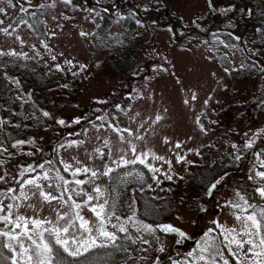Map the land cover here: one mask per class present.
I'll return each mask as SVG.
<instances>
[{
  "label": "snow or ice",
  "instance_id": "6c2138e0",
  "mask_svg": "<svg viewBox=\"0 0 264 264\" xmlns=\"http://www.w3.org/2000/svg\"><path fill=\"white\" fill-rule=\"evenodd\" d=\"M163 0H147L143 5H136V8L145 13L150 11H159V6ZM27 3L28 7L25 6ZM62 5V9L56 12V9ZM206 9L210 14L226 17L228 23L227 29L234 27V15L239 13L241 16H247L251 19L253 16L261 17L259 26L254 29V39L243 40L241 36L234 35L232 31H227V38H221L222 33L213 31L212 39L203 42L204 51L208 53L205 56L209 62L218 60L223 67L225 74L231 76L233 72L257 71L264 79V63H258L257 56L264 57V7L257 3L255 7L247 3L238 5L233 0L227 4L220 3V0H205ZM39 9L30 11V9ZM259 9V12L256 11ZM9 10L12 15H9ZM56 13L51 19L55 22V27L50 28L46 20L40 19L47 11ZM109 12V7L105 0H0V34L14 39L18 43L21 51L9 47L5 50L0 47V78H2L9 89H15L17 95L15 100H23L24 93L21 89V82L15 76H10L8 72L9 63L16 64L23 61V66L27 68L29 61H43L45 55L52 62L51 71L71 72V75L86 78L89 65L73 59H65L64 64L58 63V57L64 55L63 52L57 53L50 46L49 41L57 37V29L60 32L64 30V24L61 21L80 20L93 26V30H86L81 24L77 23L73 27L78 29L77 35L82 41L91 44L93 48H112L115 45L123 47L125 40L121 35H112L108 30L105 35H101L103 30L102 23L105 14ZM21 13L22 15H17ZM79 13V17L77 14ZM115 23L134 19L139 28H146V25L138 17L136 10H132L127 16L113 9ZM7 17V19H5ZM201 17L197 16L191 19L189 23L184 24L185 28H195L205 31L199 23ZM182 21L183 17H177ZM158 21L152 22L153 31L157 30ZM26 26L35 41L31 45L27 43L24 36L20 34V28ZM42 26V28H41ZM166 31L171 34L170 40L185 39L189 44L192 43L190 37L184 31L178 34L174 27L168 26ZM140 35L137 33L136 36ZM133 37V39L136 38ZM257 40L259 43H257ZM200 41L197 40V45ZM39 45V47H38ZM25 47L31 49L32 55L23 51ZM43 49V52H41ZM192 51V48L183 49ZM224 50V51H222ZM241 53V62L237 67L234 57ZM149 56L157 63L151 68L154 76L160 73L175 76V65L168 60L167 56H159L154 51L149 52ZM66 66V68H65ZM97 67L100 65L97 64ZM45 67H48L45 62ZM144 69L136 64L131 67L129 75L141 78ZM214 78L215 73L211 74ZM150 82L153 76H148ZM177 84L183 87V82L177 78ZM67 88L68 85H62ZM146 87V85H145ZM217 87L223 88V84L217 78ZM227 90L226 88L224 89ZM215 91V89L213 90ZM31 95V94H28ZM116 93L113 92L112 96ZM147 99L155 103L154 93L144 96L137 91V96H129L127 104H121L120 101L110 103L108 99L96 96L93 100L94 105H106L110 110L103 111L102 108H94L91 116H85L83 121L81 117L72 120L75 125L81 126V131L75 133L76 136L87 137L88 128L85 123L96 132V140L102 141V144L95 147L93 152L86 150L89 161L99 159L102 162V169L98 167H89L82 164L77 157H72L73 163L64 160L61 150L73 145L79 147L87 141L84 139L70 140L65 143H59L53 149L56 159H44L39 164L28 163L26 165L16 163L9 166L16 155L34 156L36 152H42L36 148L34 152L21 153L19 149L26 143L34 145V140H23L13 138L8 134L0 138V264H114L110 258L114 254L122 253L124 255V264H264V129H258L251 134H243V144L231 143V151L227 153V159L233 165L238 166L249 151H252L254 157L253 165L248 169L247 182L253 187L249 193L243 186L233 189L231 198L225 200L224 204L219 205L231 209L232 215L236 221L233 226L221 223L218 217H212L208 221L212 227H208L203 233L201 239L195 243L191 250L183 254L182 258H174L168 250V245L161 240L160 233L165 236H172L175 245H182L185 241L191 239L190 235L181 227L171 223H148L139 218L138 209L134 207L135 196L129 207L132 213L126 217L118 214L117 200L110 198V192H116L120 185H127L132 182L147 186L152 190V184L148 183L145 172L137 166L150 173L151 181L155 182L157 187L164 180L172 181L176 175L173 169V161L165 156L156 154L153 150L147 149L137 151V141H145L149 132L156 134L155 126L160 123L164 116L159 112L153 119L151 116L139 120L141 113L139 111L132 113V101L135 99ZM213 99L211 94L204 100V109L195 117L194 124L198 131L207 136L211 131L210 125L216 123L211 120L209 126H205L203 117L209 102ZM197 93L192 92L191 97L183 100L185 107L195 111V102ZM219 103V101H216ZM257 103L264 106V95ZM8 111L7 108L4 109ZM167 112V109H164ZM114 113H123L128 117L129 125L122 127L119 116ZM129 113H132L129 115ZM15 115V113H13ZM42 116L54 120L61 127H69L65 119H57L48 111H42ZM136 124V128L131 127ZM147 125V127H146ZM11 126L19 129L20 124H12L9 120L0 118V135L4 133L5 127ZM115 133L120 144H127V149L119 147L116 149V156H113V148L110 138L101 135L102 132ZM192 137L189 136L188 140ZM261 140L259 150L257 141ZM164 144L172 142L167 136L163 137ZM177 140L174 148L179 150L183 143ZM204 148H214V144L203 145ZM107 149V152H105ZM12 150H17L13 152ZM171 152L172 149L169 148ZM218 151V149H217ZM131 153V158L128 153ZM188 153H194L203 158V152L200 149H186L185 154L172 152L176 164H189L193 162L188 160ZM160 162L161 166H156ZM62 165V169L56 165ZM167 165L163 169L162 165ZM213 162L212 167H215ZM225 165L221 163L223 168ZM120 170H124L121 172ZM63 173H68L71 179H68ZM113 173H116L113 176ZM228 173L223 171L211 180L204 191V196L211 199L217 193L218 188L226 183ZM83 177V178H80ZM102 177H107L110 184V190L102 188L96 183ZM183 179V177H180ZM91 184L92 192L85 190L84 185ZM109 192V195H106ZM38 194L41 205L56 201L60 207H53L51 211L55 213V219L49 216H41L43 207L37 208L34 204L27 203ZM258 197L259 199H256ZM102 201V202H101ZM255 201V202H254ZM32 209L34 216H27L21 213L22 207ZM66 208L67 211L63 209ZM84 209H87L95 217V223L82 215ZM197 216L201 214L209 215V208L202 204L195 205ZM159 214L158 210L152 206H146L144 215L151 217L153 214ZM177 220H183L177 217ZM189 224H195V219H189ZM101 252L105 253V259L101 260ZM177 255L179 252L177 250Z\"/></svg>",
  "mask_w": 264,
  "mask_h": 264
},
{
  "label": "rangeland",
  "instance_id": "374dc122",
  "mask_svg": "<svg viewBox=\"0 0 264 264\" xmlns=\"http://www.w3.org/2000/svg\"><path fill=\"white\" fill-rule=\"evenodd\" d=\"M257 2L260 3L261 7H264V0H257ZM33 3H37V0H33ZM89 3H94V0H89ZM105 3L109 7V12L105 14V19L103 21H98V23H102L103 25L101 35L103 36L108 30H111L112 35H121L122 39L128 38L131 41L130 46L133 48V57L125 61L115 71L109 69L104 63V59L106 55H108V50L93 48L90 43L82 41L77 35L78 29L73 27V25L79 23L86 30H93V26L79 19L67 22L61 21V23L64 24L63 32L57 29V37L49 41L50 46L55 49V52L64 53L62 57H58L57 62L63 65L65 59L75 58V60L89 65L88 72L86 78H74L71 72L67 70H65V72L51 71L52 62L48 60L47 55H45L43 61L38 62L44 67L45 62H47L48 67H45V69L48 75L56 79L55 87L48 92L51 98L52 107H50L52 110L40 108L25 93L23 100H15L14 98L17 95L16 90L13 89L12 92H10L9 97L13 105H17L18 113L26 118L34 119L38 125L37 133L33 135L32 138L28 139L34 140L35 144L29 145L26 143L19 149V152H34L36 148L42 149V152H36L34 156H28L34 159L33 164H39L43 162L44 159H54L53 149L56 148L59 143L67 144L70 140L84 139L87 142L79 147L73 145L72 147L62 149L61 155L63 159L74 164L72 157H77L82 164L102 169V162L99 159H94L90 162L86 155V150L89 153L93 152V149L102 144V141L96 140V132L91 129L89 125L86 126L88 128L87 137L79 136L77 138H72L75 133L81 131V126L73 124L72 120L76 117H81L83 121V118L88 114V107L93 103L96 96L108 99L109 102L116 99V101H120L121 104H127V98L129 96L136 97L137 91H140L144 96H147L150 92L154 93L155 103L147 99L139 98L131 102L133 105L132 113L137 111L141 113L137 122L150 116L154 119L157 112L164 116V119L155 126V135L149 132L145 137L146 143L144 141L136 142L138 145V152L151 149L156 154L171 159L173 161L174 172L176 173V175L173 176V181L176 182L180 180V177L184 176L189 164H176L172 152L178 151L183 155L186 149H200L202 151L204 149L203 145L214 144V148H205L206 152L203 154V158L196 156L194 153H188V160L193 163L210 164L224 160L228 161L231 165V172L227 177L226 183L218 188L213 198L209 199L204 195L196 196L192 189H183L180 192L175 213L168 223L183 228V230L190 235L191 239L185 241L182 245H175L172 236H165L163 233H160V236L161 240L168 245V250L171 255L174 258H182L183 254L191 250V248L195 246V243L201 239L207 228L212 227L208 222L210 218L218 217L221 223H226L228 226L236 224L234 217L230 215L231 209L224 208L222 210L219 207V205L224 204L226 199L232 197L233 189H236V184H238V187L243 186L251 193L253 186L247 182V174L248 169L254 163V157L251 156L252 151L246 154L245 159L238 166L233 165L232 162L227 159V153L231 151V143L243 144V134L245 132L251 134L258 129H264V106L254 107V111L246 110L235 117L226 115V112L232 105L246 106L256 101L259 86L261 84L260 74L257 71H245V75L242 72H238L239 74L236 76L234 74L235 72H233L232 75L229 76L224 73L223 67L218 60L214 59L209 62L205 59L208 53L204 51L203 42L211 40L212 36L199 40V45H197V40L194 39H192L191 44H189L188 41L180 44L178 40H170L169 37L171 34L166 31V28L168 26L174 27L172 21L177 20V17H183V20L180 22L184 25L197 16L201 17L199 21L200 24L210 16H216L207 11L205 0H163L162 4L159 6V10L162 9L161 14L167 16L164 21L160 20V24L158 23L156 31H153L151 26L152 22L155 20L150 16L153 11L145 13L136 8V5H143L147 3V0H105ZM25 6L28 7L27 3H25ZM62 7L63 6L60 5L56 9V12H59ZM113 9L118 10L125 16H127L130 11L136 10L138 17L146 25V28H139L135 20L131 18L127 21H121L119 24L115 23ZM32 10L37 12L40 11L38 8L30 9V11ZM54 14L56 13L49 10L41 16L40 19L46 20L50 28L55 27V22L51 19ZM9 15H12L11 10H9ZM17 15L19 16L22 14L17 13ZM77 16L79 17V13ZM5 19H7V17H5ZM196 31H198V29H196ZM137 33H140V35L136 36ZM221 33L224 34L221 38L226 39L227 32ZM20 34L24 36L29 45L36 42L34 37L30 38L32 34L26 26L20 28ZM134 36H136L135 39H133ZM0 47H3L5 50L11 47L15 48L17 51H21L18 43L14 42L13 38L5 37L2 34H0ZM186 48H192V51H184L183 49ZM23 51L28 52L29 55L33 54L29 47H25ZM150 51L156 52L158 57L167 56L168 60L175 65V76L165 73L154 76L151 72V68L157 63V60H153L149 56ZM41 52H43V49H41ZM241 55V53H237L233 58L237 67L241 62ZM97 64L100 66L97 67ZM136 64H139L144 69L143 75L139 79L136 77L133 78L131 93L124 95L123 92L125 88L128 87L129 76H131L129 75V71L131 67ZM212 73L216 74L215 78L211 75ZM148 76H153L150 82L146 79ZM177 78L183 82V87L177 84ZM217 78L222 82L223 88L217 87ZM65 84L68 85L67 88L62 87V85ZM225 88L227 89L226 91L224 90ZM214 89L215 91H213ZM193 91L197 93L195 111H191L183 104L185 95L190 98ZM113 92L116 93L115 96H112ZM209 94L213 96V99L209 102L205 110L206 114L202 119L205 126H209L211 120L216 121V123L210 125L211 131L207 136H204L196 128L194 120L196 115L204 109L203 102L207 99ZM60 95L74 99V102L71 104H65L61 101L57 102ZM216 101H219V103H216ZM101 108H105V106ZM164 109H167V112H165ZM42 111L50 112L57 119H65L70 126L61 127L57 125L54 120L44 118L42 116ZM103 111L106 110L103 109ZM110 111L114 112V110ZM13 113H15L14 110L5 111L4 108H1L2 117L0 118L6 119L4 118L5 115H12ZM132 113H129V115ZM114 114L119 116L120 125L122 127L129 125V120L126 115L123 113ZM131 127L135 129L136 124H132ZM68 134L70 135L69 137H67ZM222 134H224V136H222ZM101 135L110 138L114 157L117 154V148L123 147L127 149L128 147L127 144H120L115 133L109 131L102 132ZM2 136L3 134L0 135V138H2ZM164 136H167L172 143L167 145L164 144L162 142ZM189 136L192 137L191 140H188ZM177 140L187 142L183 143V147L177 150L174 148V144ZM169 148L172 149L171 152ZM12 151L16 152L17 150ZM105 152H107V149H105ZM128 157L131 158L130 152L128 153ZM156 166L160 167L161 163L156 162ZM162 167L163 169H167L166 164L162 165ZM62 174L68 179H71L68 173ZM160 179L163 181V176H160ZM237 180H239L238 183H236ZM96 183L100 184L102 188L109 189V180L107 177H102L97 180ZM127 185L121 186L126 187ZM84 188L86 191L92 192L91 184H85ZM152 191L157 197L164 195L162 184L157 187L156 183L153 182ZM106 195H109V192H106ZM256 199L259 198L256 197ZM132 202L133 195L129 194L124 208L125 217L132 213V208L129 207ZM27 203L34 204L37 208L42 206L44 211L41 213V216H49L52 219H55V213L51 211V208L60 207L59 203L56 201L52 202L51 205L48 203H43V205H41L38 194ZM196 204L207 206L209 208V215L201 214L197 216L195 212ZM134 207L136 208V203ZM63 210L67 211L66 208ZM20 211L27 216L35 215L32 209L26 206L22 207ZM82 215L95 223V217L87 209L83 210ZM178 216L182 217L183 220H177L176 218ZM189 219H195L196 223H187ZM177 250L180 254L179 256L177 255Z\"/></svg>",
  "mask_w": 264,
  "mask_h": 264
},
{
  "label": "trees",
  "instance_id": "16d2710c",
  "mask_svg": "<svg viewBox=\"0 0 264 264\" xmlns=\"http://www.w3.org/2000/svg\"><path fill=\"white\" fill-rule=\"evenodd\" d=\"M229 0H220V3L227 4ZM238 5H242L243 3H247L252 7L258 3L257 0H233ZM116 10V9H115ZM118 11V10H116ZM259 12V9H256ZM162 9L159 11H153L151 13V17L154 18L160 24V20L164 21L167 15H162ZM167 14V13H166ZM234 15V27L232 29H227L226 24L228 20L226 17L223 16H210L207 20L201 23L202 28L205 31H196L194 28H186L184 29V25L182 22L173 20L172 23L174 25V30L178 34L180 31H184L192 37L194 40H202L209 38L213 31L215 32H227L232 31L234 35H239L242 37L243 40H251L254 39V29L255 27L259 26L261 17L259 15L253 16L249 19L246 15L241 16L239 13H235ZM125 40V45L120 47L119 45H115L112 48H103L107 49L108 55L104 59L105 65L112 70H116L120 65H122L125 61L129 60L133 57V48L130 46L131 41L127 38ZM187 40L185 39H178L180 44H183ZM257 43L259 41L257 40ZM254 59L257 60L258 63H264V57L257 56ZM24 62L19 61L16 64L9 63L8 72L10 76H15L21 82V89L25 94L28 95L30 99L38 105L42 109L52 110L51 105V98L49 96V91H51L56 85V79L52 78L48 75L45 67L39 64L37 61H29L28 67L25 68L23 66ZM152 64V62H151ZM148 66V65H147ZM244 75L245 73L242 72ZM236 76L239 74L238 72L234 73ZM134 77L129 76L128 80V87L125 88L123 94H130L132 90V80ZM261 78V76H260ZM139 79V78H137ZM13 89H9L6 85V82L0 78V117L1 108H7L8 110H14L15 115H5L4 118L9 120L12 124H20V128H14L11 126H6L2 138L11 134L13 138V142L15 139H23L28 140L32 138L38 131V125L34 119L26 118L21 116L18 113L17 105H13L11 99L9 97L10 92ZM258 94L256 97V103H249L248 105H232L226 112V115L230 117H235L246 110L254 111V107L260 106L257 101L258 99L264 95V79L261 78V84L259 86ZM61 101L65 104H71L74 102V99L66 97L64 95H60L58 97L57 102ZM115 100L111 101L110 103L115 102ZM124 103V102H123ZM51 106V107H50ZM105 106L106 111H110L109 107L106 105H94L93 103L88 107V114L86 116H91L94 108ZM224 123V122H223ZM225 124V123H224ZM87 123H85V127ZM70 135L68 134L67 137ZM224 136V134H222ZM79 136L74 135L72 138H77ZM261 145V140L257 141V148L255 150H259V146ZM206 149L202 150L203 154H205ZM253 157V153L251 155ZM54 160L56 159L54 154ZM16 163L20 164H28L34 163V159L28 157L26 155H16L12 161V164L9 166H14ZM221 163L225 166L222 168ZM56 166L62 169V165L57 164ZM230 163L228 161L220 160L217 161L215 167H212L210 163H193L188 166L186 173L183 176V179L180 178L178 182L176 181H167L163 180L162 187L164 190V195L161 197H157L153 194L152 190H149L147 186H143V190L141 191L142 185L136 182H132L128 184L126 187L119 186L116 192H110V198L117 200V211L118 214L125 215L124 208L126 205V199L129 194L135 196V203L136 209H138L139 218L145 220L148 223L156 224V223H168L170 219L173 217L176 209V204L178 200V196L183 189H192L196 196L204 195L205 188L207 184L213 180L219 173L226 171L228 174L231 172ZM142 171L145 172L146 178L148 179V183H153L151 181L150 173H147L146 169H143L142 166H137ZM123 172L124 170H120ZM63 173V172H62ZM116 173H113L115 176ZM237 180L236 183H238ZM235 188H239L238 184H236ZM110 190V184H109ZM146 206L155 207L158 210V215L153 214L151 217L145 216V208ZM101 260L105 259V253L101 252L100 257ZM110 260L114 262V264H124V255L122 253L114 254Z\"/></svg>",
  "mask_w": 264,
  "mask_h": 264
}]
</instances>
